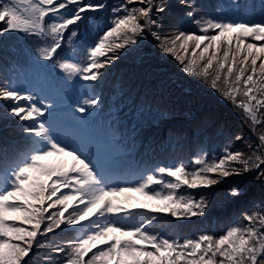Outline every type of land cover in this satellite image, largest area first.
I'll list each match as a JSON object with an SVG mask.
<instances>
[{
  "label": "snow or ice",
  "instance_id": "snow-or-ice-1",
  "mask_svg": "<svg viewBox=\"0 0 264 264\" xmlns=\"http://www.w3.org/2000/svg\"><path fill=\"white\" fill-rule=\"evenodd\" d=\"M179 2L201 35L185 31L161 35L157 17L170 7L169 0H126L113 9L117 15L112 25L88 49L87 63L66 58L54 66L69 81L74 77L96 81L115 53L135 44L148 29L184 72L205 81L211 78V87L240 108L253 128L264 124V18H205L198 16L193 0ZM130 4L143 6L129 8ZM103 8L105 4L91 0H0V37L11 33L38 37L45 44L38 49L39 57L52 60L62 49L66 30L70 32L67 43L72 45L77 32L69 26L84 19L86 12ZM0 101L10 102L8 111L18 120L31 121L23 127L30 137L23 151L9 157L0 146V264H29L34 246L57 253L55 261L45 255L46 264H264V214L260 212L245 213L247 223L234 224L219 236L202 234L181 242L150 231L156 217L141 221L137 217L142 213L135 211L203 215L206 202L178 194L179 189L208 188L229 178L233 179L225 197L243 199L249 194V181L264 186V132L255 148L248 145L249 152L226 148L219 159L196 157L192 164L197 167L191 171L179 163L121 182L85 142L75 146L61 139L51 120L50 103L41 106L32 93L7 85H0ZM98 101L88 96L76 111L87 113ZM62 226H79L75 238H68L64 246L52 247L38 239Z\"/></svg>",
  "mask_w": 264,
  "mask_h": 264
},
{
  "label": "trees",
  "instance_id": "trees-1",
  "mask_svg": "<svg viewBox=\"0 0 264 264\" xmlns=\"http://www.w3.org/2000/svg\"><path fill=\"white\" fill-rule=\"evenodd\" d=\"M193 2L197 5L196 10L199 8L207 18L221 19V16L225 15L229 19L241 21H259L264 18V11H258L256 8V0H244L240 7L231 12L226 10V0H193ZM250 8H253V10ZM61 11L63 12V10ZM87 18L85 16L76 28L73 25H70L69 28L71 30H88L89 37L86 38L79 31L80 33L72 38L73 43L69 46L67 37L70 33L64 34L62 49L57 50V55L52 60H43L39 57L38 49L44 47L45 44L38 37L26 36L22 33L5 34L0 37V85L10 87L11 68L16 63L20 65L27 63L25 71L31 70L34 81L39 82L42 75L47 78L42 85V92H48L51 98L56 101L54 104H64L73 95L80 94L78 80H72V82L62 80V75L66 76V74L54 65L66 58L72 62H88V49L108 30L110 23L105 24V27L98 33L97 25L100 22L89 17L90 22L88 23ZM47 22L51 23V20ZM177 25L181 26V23H177ZM196 29L198 28H195V31ZM249 42L253 41L249 40ZM100 72L101 75L98 80H82L81 82V89L86 92L87 97L99 98L98 104L94 108H90L89 111L97 114L94 121L96 125L94 135H100L98 137L100 142L105 141L108 145L113 143L110 146L111 149L134 151L136 153V164H139V166L144 165L152 171L157 167H171L179 163L193 166L192 161L199 156V153L210 155L209 151L213 150L212 146H202L205 139L202 137L203 132L200 129L192 128L187 132H176L171 127L164 125L162 127L163 118L165 117L163 109L159 105L156 107L150 103V105H145V102L143 104L140 100L142 89L139 88V92L136 89L137 96L135 92H132L128 86L126 87L120 81L123 76L119 75L120 78L122 77L120 79L115 74L111 78V84L108 85L106 80L109 78V69L104 73L103 70H100ZM115 72H118V68L115 69ZM36 87L38 86L36 85ZM166 92L169 95L172 93ZM7 105L2 106L0 103V146L6 148L7 155L12 157L23 151L26 146V138L22 140L23 138L19 137L25 133L23 127L26 124H24V121L20 124V120L10 114ZM65 111L69 114L65 106L59 108L60 113L65 114ZM69 115L82 125L87 122V119L83 118L80 113L71 112ZM208 119L209 117L206 118V120ZM2 158L3 153H0V159ZM192 169L193 167L188 170L191 171ZM194 190L189 189L187 196L200 201V195ZM178 194L186 196V192L184 194L182 189H179ZM203 196L210 200L208 195L203 194ZM216 197V199H220V197ZM206 215L204 213L192 217L183 215L173 217L170 214L157 213L153 216L160 223L156 225L158 228L155 231L165 238L182 241L183 238L184 240L188 239L190 235L200 231L202 234L219 236L233 226L231 219H219L214 216L206 218ZM58 231H61V229H57L54 233L48 235L51 243H53L52 247L59 245L58 242L62 239V237L57 238L56 232ZM70 237L72 238V236ZM61 244L64 246V242ZM37 253L38 255L35 256ZM46 254L57 253L52 252L51 248L37 249L34 246L33 254L30 256V258L33 256L31 262L34 264L42 263ZM63 258L61 253V261Z\"/></svg>",
  "mask_w": 264,
  "mask_h": 264
},
{
  "label": "rangeland",
  "instance_id": "rangeland-1",
  "mask_svg": "<svg viewBox=\"0 0 264 264\" xmlns=\"http://www.w3.org/2000/svg\"><path fill=\"white\" fill-rule=\"evenodd\" d=\"M243 1L244 0H226V10L229 12L235 10L237 7H240V4ZM91 2H100L105 4V8L103 9L97 10L95 12L88 11L84 14V16L88 17V23L90 22L89 17H92L93 20L97 19L100 22L97 25V31L100 33L105 27V24L110 23L111 26L114 19L116 18L117 13H114L113 9L119 7L122 3H125L126 0H91ZM169 4L170 7L165 11V13L157 17L158 22L161 25L158 31L162 36H170L177 31H185L195 33L197 35L202 34L198 25L193 23L190 18L184 15V12H186L187 9L182 7L179 0H169ZM142 6L143 5L140 4L128 5L129 8ZM256 8L258 11H264V8H262V0H256ZM250 9L253 10V8ZM251 10L250 12H252ZM196 12L198 16H204L207 18V16L203 14L199 8H197ZM221 19L229 18L227 15H225L221 16ZM81 21H78L73 25V27L76 28ZM177 23H181V26L177 25ZM195 28L198 29L195 31ZM79 31L83 33L86 38L89 37L88 30H78L76 31L77 34L80 33ZM69 33V31H65V34ZM201 47H203V45ZM190 52L191 43L189 55ZM108 55L111 56L113 53L109 52ZM115 56L116 58L112 60L111 63L107 64L103 69H101V71L103 70V73L109 69V78L106 80V84H111V78L113 74H115V76L118 77L119 75L123 76V79L122 77H119L122 79L120 81L126 87L128 86L132 92H135L137 96L138 93L136 92V89L138 92L139 88L142 89L140 100L143 102V104L145 102V105L153 104L156 107L159 105L163 109L165 117L163 118L162 127L163 125L171 127L176 132H187L192 128L200 129V131L203 132L202 137L205 139L202 146L211 145L213 150L209 151V156H207V153H199V156H206V158L211 161L213 159H219L221 156H223L225 154L226 148L231 151L249 152V144H251L253 148L258 145V137L262 132H264V124H258L255 126V128H253L250 122L244 118V113L240 108L235 107L231 101L223 97L221 92L211 87V78L205 81L202 78L193 77L190 74L184 72L180 63L171 54L165 53L162 50L161 41H158L155 37H153L152 31L145 29L143 35L137 37V42L135 44H128L126 47L118 50L115 53ZM116 68H118V72H115ZM23 78L24 79L22 80V83L20 85L19 83H15L14 85L16 86L14 87L19 89L21 92L27 90L25 92L32 93L37 98V100L41 102V106L43 103H47L42 97L35 93L33 81L26 79L24 76ZM75 79L78 80V88L81 89V82L83 79L80 77H74L73 80ZM221 87H223L222 84ZM166 91L172 93L169 95ZM86 97V92L82 91L80 92V95L74 97L71 102H67L66 107L70 105L69 110L73 109L71 112L79 113L76 111V108ZM240 98L241 97H238V99ZM0 103L2 106H4L10 102L0 101ZM52 108H55L56 110H52ZM49 111L53 114H60L58 106H52ZM89 114L90 113L88 110V112L82 114V116L88 118ZM208 117L209 119L206 120ZM56 118L57 120L53 123L60 134L61 139L65 140V142L69 143L70 145L75 146H79V142L86 143L87 140L85 136H89L88 134H91V130L85 131L81 129L79 122L72 119L67 112H65L64 116L60 114ZM44 119H49L48 113H45ZM94 121L95 116L92 117L91 120H87L83 127L93 126ZM22 123L23 121H20V124ZM25 123L29 124L31 121H26ZM19 137H22V140L26 138L27 142L30 139L27 133H24ZM237 137H243L244 139L237 140ZM88 141L92 142L91 150L93 154H95L98 159H100V155L96 154V151L100 149L101 145L92 139H89ZM110 148L111 147L109 145V149ZM127 151L128 154L132 152L131 150ZM136 163L137 162H134L132 165H135ZM185 165L188 167V169L197 167L194 164L193 166L188 164ZM138 167L140 169L142 166ZM108 172L112 175L110 171ZM122 176L123 177L120 179L121 182L124 180L131 181L135 178L134 176H130L128 173L123 174ZM232 179L233 178H229L227 182L222 184L208 188H196L194 190L197 191L201 199H203L207 204V207L204 211V213L207 214L206 218L213 216L219 219L227 218L232 220L233 225H243L244 223H247L243 221V216L245 213L251 214L253 212H260L264 214V186L259 185L253 179L248 182L250 187L249 194L241 200L234 201L225 197V193L231 186ZM180 189H182L184 194L186 192L187 196L189 189L186 186H182ZM203 194L208 195L210 200L207 197H204ZM216 196L220 197V199H216ZM153 214L155 213L149 212L147 210L145 212L147 217H151ZM65 215H67V213ZM158 223H160L158 219H155L152 224L149 225V230L156 232L155 230L158 228L156 225ZM78 227L79 226H76V228ZM73 230L74 228L70 229L64 228L62 226L61 231L56 232L57 238L62 237L58 244L62 246L61 243L65 242L68 238H70V236L74 238L75 235L72 232ZM49 234L50 233H48L46 236H38V239H40L41 242L48 243L52 246L53 243H51L50 237H48ZM200 235H202L201 231L195 232L194 234L190 235L188 239H195ZM183 240L184 238L182 241ZM37 255L38 253L35 256ZM50 255L53 256L55 261L57 254ZM32 257L29 259V263L34 264L31 262ZM39 264H46V262L43 261Z\"/></svg>",
  "mask_w": 264,
  "mask_h": 264
}]
</instances>
